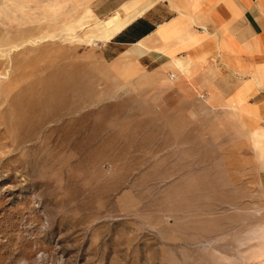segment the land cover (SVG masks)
<instances>
[{"label": "rangeland", "instance_id": "obj_1", "mask_svg": "<svg viewBox=\"0 0 264 264\" xmlns=\"http://www.w3.org/2000/svg\"><path fill=\"white\" fill-rule=\"evenodd\" d=\"M113 15L0 0V264H264V191L179 148L153 73L89 39Z\"/></svg>", "mask_w": 264, "mask_h": 264}, {"label": "crops", "instance_id": "obj_2", "mask_svg": "<svg viewBox=\"0 0 264 264\" xmlns=\"http://www.w3.org/2000/svg\"><path fill=\"white\" fill-rule=\"evenodd\" d=\"M87 2L100 19L124 4L135 12L101 50L153 73L152 99L184 124L179 148L214 151L226 183L245 197L251 182L264 191V0ZM173 69L172 84L158 94V78ZM190 161L198 165L196 155Z\"/></svg>", "mask_w": 264, "mask_h": 264}, {"label": "bare ground", "instance_id": "obj_3", "mask_svg": "<svg viewBox=\"0 0 264 264\" xmlns=\"http://www.w3.org/2000/svg\"><path fill=\"white\" fill-rule=\"evenodd\" d=\"M135 15H136L135 12H132L131 6H129L128 4L122 5L120 9L114 12L110 24H105L103 21V22H98L89 27L91 29L89 33L93 34L90 35L89 39L96 42H105L113 34L118 32L124 25H126L128 22L133 20ZM93 30L95 31L93 32Z\"/></svg>", "mask_w": 264, "mask_h": 264}, {"label": "built area", "instance_id": "obj_4", "mask_svg": "<svg viewBox=\"0 0 264 264\" xmlns=\"http://www.w3.org/2000/svg\"><path fill=\"white\" fill-rule=\"evenodd\" d=\"M173 76H174V75H173L172 73H171V74H169V77H171V78H172ZM199 97H201V98H202V97H203V94H200V95H199Z\"/></svg>", "mask_w": 264, "mask_h": 264}]
</instances>
